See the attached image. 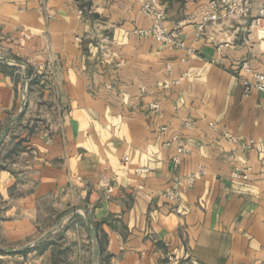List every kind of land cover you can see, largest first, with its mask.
<instances>
[{"label": "crops", "instance_id": "crops-1", "mask_svg": "<svg viewBox=\"0 0 264 264\" xmlns=\"http://www.w3.org/2000/svg\"><path fill=\"white\" fill-rule=\"evenodd\" d=\"M161 3L190 52L137 35L136 0H0L6 253L33 241L52 264L64 234L89 264H264V92L246 96L240 69L264 72V0L199 41L208 0Z\"/></svg>", "mask_w": 264, "mask_h": 264}, {"label": "built area", "instance_id": "built-area-1", "mask_svg": "<svg viewBox=\"0 0 264 264\" xmlns=\"http://www.w3.org/2000/svg\"><path fill=\"white\" fill-rule=\"evenodd\" d=\"M139 4L142 15L150 21V26L145 29H137L135 33L141 37H151L156 42L160 43L170 50L184 49L190 52L186 46L184 40L179 36L177 30L168 31L164 27L165 20V7L161 3V0H136ZM250 13V0H208L207 8L201 17V21L196 25L193 39L196 41L204 39L206 27L209 24L218 23L223 20H236L246 18ZM260 13L264 16V6L260 10ZM81 14V12H80ZM220 51V49H218ZM240 69L245 74L251 76V79H243L242 86L246 96H249L254 90L264 92V72L255 71L249 62H242ZM28 78L24 82V92L27 89ZM152 109L157 110V105H152ZM187 126L190 124L187 122ZM228 140L237 141L238 138H234L231 135H227ZM183 155V149L179 148L176 154L172 157L174 165L179 166L181 164V158ZM147 168H140L136 170V174L148 173ZM195 176H186L185 184L182 186L178 183L175 187L171 188L165 193V198L172 204H176L181 200V195L187 189L193 187L195 183ZM191 264H197L195 261H191Z\"/></svg>", "mask_w": 264, "mask_h": 264}, {"label": "rangeland", "instance_id": "rangeland-1", "mask_svg": "<svg viewBox=\"0 0 264 264\" xmlns=\"http://www.w3.org/2000/svg\"><path fill=\"white\" fill-rule=\"evenodd\" d=\"M7 54L8 52L5 47L0 44V58L7 56ZM0 62L5 61L0 59ZM12 63L16 64L15 62ZM14 68L21 70L18 65L14 66ZM67 236L68 235L64 234L56 235V237L50 241V245L54 247L51 263L89 264L88 255L84 254L86 251L85 248L78 244L70 243ZM5 248L6 245L0 240V264H37L36 258L38 251L35 250L36 247L35 244H33V241H30L21 252L6 253L3 250Z\"/></svg>", "mask_w": 264, "mask_h": 264}, {"label": "water", "instance_id": "water-1", "mask_svg": "<svg viewBox=\"0 0 264 264\" xmlns=\"http://www.w3.org/2000/svg\"><path fill=\"white\" fill-rule=\"evenodd\" d=\"M17 63L20 64V65H22V64L19 63V62H17ZM27 78H28V76H27V74H26L25 79H27ZM24 108H25V101H24L23 104H22V107H21V111H20V113L23 112ZM17 118H18V117H16V118L14 119V121H15ZM8 130H9V127L5 128V130L1 133V135H0V144L3 142V140H4V138H5V135H6V133L8 132ZM86 218H87L88 221H90V219H89L87 216H86ZM91 234H92V237L95 238V230H94L93 228L91 229ZM94 255H95V259L97 260V248L95 249V253H94Z\"/></svg>", "mask_w": 264, "mask_h": 264}]
</instances>
